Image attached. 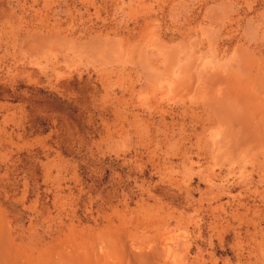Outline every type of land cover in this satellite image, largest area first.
<instances>
[{
  "label": "rangeland",
  "instance_id": "374dc122",
  "mask_svg": "<svg viewBox=\"0 0 264 264\" xmlns=\"http://www.w3.org/2000/svg\"><path fill=\"white\" fill-rule=\"evenodd\" d=\"M0 264H264V0H0Z\"/></svg>",
  "mask_w": 264,
  "mask_h": 264
}]
</instances>
